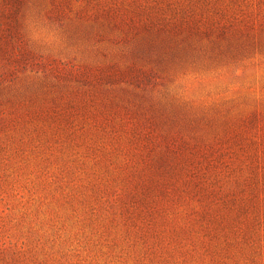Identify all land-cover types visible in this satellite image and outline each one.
I'll use <instances>...</instances> for the list:
<instances>
[{
  "label": "rangeland",
  "instance_id": "374dc122",
  "mask_svg": "<svg viewBox=\"0 0 264 264\" xmlns=\"http://www.w3.org/2000/svg\"><path fill=\"white\" fill-rule=\"evenodd\" d=\"M0 264H264V0H0Z\"/></svg>",
  "mask_w": 264,
  "mask_h": 264
}]
</instances>
